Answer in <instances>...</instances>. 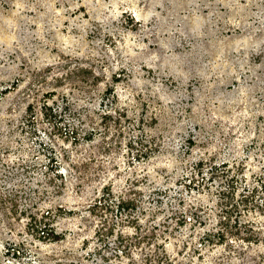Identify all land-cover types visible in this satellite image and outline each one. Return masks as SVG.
Returning a JSON list of instances; mask_svg holds the SVG:
<instances>
[{
  "label": "rangeland",
  "instance_id": "374dc122",
  "mask_svg": "<svg viewBox=\"0 0 264 264\" xmlns=\"http://www.w3.org/2000/svg\"><path fill=\"white\" fill-rule=\"evenodd\" d=\"M0 264H264V0H0Z\"/></svg>",
  "mask_w": 264,
  "mask_h": 264
}]
</instances>
